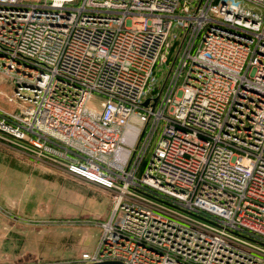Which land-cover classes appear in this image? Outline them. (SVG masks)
<instances>
[{
    "label": "built area",
    "instance_id": "obj_1",
    "mask_svg": "<svg viewBox=\"0 0 264 264\" xmlns=\"http://www.w3.org/2000/svg\"><path fill=\"white\" fill-rule=\"evenodd\" d=\"M0 74V142L112 195L79 263L264 264V0H0Z\"/></svg>",
    "mask_w": 264,
    "mask_h": 264
},
{
    "label": "rangeland",
    "instance_id": "obj_2",
    "mask_svg": "<svg viewBox=\"0 0 264 264\" xmlns=\"http://www.w3.org/2000/svg\"><path fill=\"white\" fill-rule=\"evenodd\" d=\"M14 93L11 80L0 74V106L16 110L17 103L8 99ZM100 98L96 94L91 104L97 105ZM0 206V218L12 226L8 235L18 248L28 243L26 237L34 245L39 239L47 245L54 243L55 237L60 239V252L51 254L48 245L47 253L25 264H78L82 253L88 251L82 243L85 234L96 230L99 238V227L93 221L109 217L113 200L98 186L0 142Z\"/></svg>",
    "mask_w": 264,
    "mask_h": 264
},
{
    "label": "crops",
    "instance_id": "obj_3",
    "mask_svg": "<svg viewBox=\"0 0 264 264\" xmlns=\"http://www.w3.org/2000/svg\"><path fill=\"white\" fill-rule=\"evenodd\" d=\"M12 226L0 218V264H15V262H21L22 264L30 263L31 259L43 256L47 253L45 247L51 246V254L55 251L60 252V239L55 237L54 243L47 245L44 239L36 240V244H32L30 239L26 237L28 243L24 240V246L22 249L18 248V245L13 241L14 239L8 235ZM25 231L22 232V234ZM82 240L83 247L91 251L97 244L98 232L96 230L88 231ZM6 236V237H4ZM28 236V235H27ZM95 245V246H94ZM91 249V250H90ZM46 256V255H45Z\"/></svg>",
    "mask_w": 264,
    "mask_h": 264
},
{
    "label": "water",
    "instance_id": "obj_4",
    "mask_svg": "<svg viewBox=\"0 0 264 264\" xmlns=\"http://www.w3.org/2000/svg\"><path fill=\"white\" fill-rule=\"evenodd\" d=\"M145 104H147V102H145ZM78 264H123V263L119 261H105L101 263H78Z\"/></svg>",
    "mask_w": 264,
    "mask_h": 264
}]
</instances>
